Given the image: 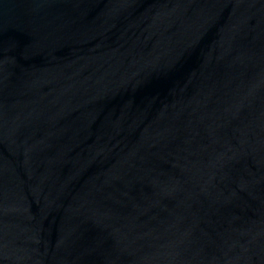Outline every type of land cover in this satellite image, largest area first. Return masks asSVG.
Here are the masks:
<instances>
[{"label": "water", "instance_id": "95a60500", "mask_svg": "<svg viewBox=\"0 0 264 264\" xmlns=\"http://www.w3.org/2000/svg\"><path fill=\"white\" fill-rule=\"evenodd\" d=\"M0 264H264V0H0Z\"/></svg>", "mask_w": 264, "mask_h": 264}]
</instances>
